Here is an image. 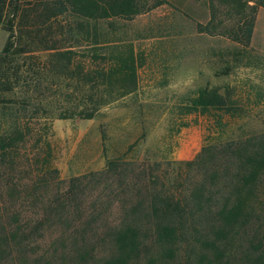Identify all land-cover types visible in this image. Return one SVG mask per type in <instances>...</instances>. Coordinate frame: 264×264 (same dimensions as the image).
I'll return each instance as SVG.
<instances>
[{
	"label": "rangeland",
	"instance_id": "374dc122",
	"mask_svg": "<svg viewBox=\"0 0 264 264\" xmlns=\"http://www.w3.org/2000/svg\"><path fill=\"white\" fill-rule=\"evenodd\" d=\"M251 4L212 0L211 18L201 22L165 3L100 19L97 43L85 28L67 36L73 62L66 77L53 74L48 52L19 58L17 87L0 95V138L13 139L11 150L0 149L1 190L10 188L20 201L17 191L46 163L67 182L84 176L78 188H85L87 204L111 203L108 220L118 221L119 204L140 197L124 194L120 183L186 201H194L190 192L202 181L213 188L236 184L244 146L264 140V54L250 38L242 46L225 38L238 22L246 34L256 16ZM6 37L0 23V52ZM80 65L93 77L74 73ZM111 67L117 71L109 76ZM203 88L237 102L238 110L217 115L209 106L212 112L201 113L194 99ZM91 111L89 118L78 115ZM200 153L204 170L194 164ZM55 235L47 231L40 247Z\"/></svg>",
	"mask_w": 264,
	"mask_h": 264
},
{
	"label": "trees",
	"instance_id": "16d2710c",
	"mask_svg": "<svg viewBox=\"0 0 264 264\" xmlns=\"http://www.w3.org/2000/svg\"><path fill=\"white\" fill-rule=\"evenodd\" d=\"M248 1H252L249 7L253 13L264 7V0ZM164 3L0 0V23L7 32L0 52V95L17 87L19 58L48 52L53 74L66 77L72 74L73 62L67 36L85 28L92 43H97L94 32L100 19L131 17ZM69 15L75 19L70 26L64 21ZM247 25L249 41L253 20ZM76 70L73 72H82L85 80L93 77L81 65ZM115 71L111 67L107 73L111 76ZM211 94L203 88L194 99V105L203 106L201 113L212 112L209 106L217 115L238 110L237 102L227 104L222 95ZM78 115L89 118L92 111ZM18 129L23 141L26 133ZM12 145V137L0 138L3 154ZM202 158L200 153L194 164L204 170ZM235 171L237 183L224 188L200 182L190 192L194 201L146 188L141 193L134 186L120 183L124 194L140 197L119 204L121 217L109 221L107 211L112 204L96 203L94 199L87 204L85 188H78L84 176L67 182L58 177L57 168L45 163L17 191L20 201H14L10 188H0V264H264V140L256 147L244 146ZM98 175L90 177L99 180ZM47 231L56 235L42 249L40 242Z\"/></svg>",
	"mask_w": 264,
	"mask_h": 264
},
{
	"label": "crops",
	"instance_id": "0c3cea01",
	"mask_svg": "<svg viewBox=\"0 0 264 264\" xmlns=\"http://www.w3.org/2000/svg\"><path fill=\"white\" fill-rule=\"evenodd\" d=\"M166 5L175 11L194 16V19L209 21L211 18L210 9L212 0H165ZM237 32H230L225 38L229 40L231 46H242L246 41L244 28L242 29L241 22H238ZM234 30V29H233ZM232 31V29H230ZM250 45L256 47L260 53L264 54V7H259L253 23V28L250 36Z\"/></svg>",
	"mask_w": 264,
	"mask_h": 264
}]
</instances>
